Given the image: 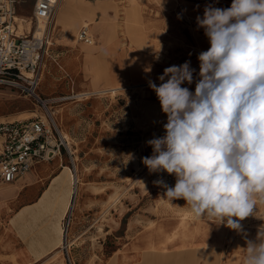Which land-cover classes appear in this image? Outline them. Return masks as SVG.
Segmentation results:
<instances>
[{"label": "rangeland", "instance_id": "374dc122", "mask_svg": "<svg viewBox=\"0 0 264 264\" xmlns=\"http://www.w3.org/2000/svg\"><path fill=\"white\" fill-rule=\"evenodd\" d=\"M34 3L17 0L16 15L30 16ZM231 3L62 0L57 7L54 45L41 65L38 94L49 100L77 168L65 148L51 167L69 172L64 168L69 166L76 177L81 172L76 208L98 192L103 210L101 221L92 227L90 218L77 219L71 209L67 251L72 264H244L246 240L256 238L264 219L251 215L240 221V231L207 222L195 217L183 199L160 202L164 193L153 186L160 173L148 172L146 182L142 177L148 171L142 158L152 155L146 142L164 135L167 120L148 82L159 85L166 67L190 61L193 83L182 86L194 92L198 54L210 46L196 18L203 16L206 5L228 8ZM61 9L67 11L58 23ZM70 15L77 19L74 39L65 34ZM85 23L94 36L91 45L78 38ZM34 111L46 114L35 99L0 88V119L25 118ZM179 209L189 211V223L182 224ZM253 212L264 217V203ZM61 232L65 238L64 226ZM54 256L47 264H69L63 247ZM5 258L0 255V264H11ZM12 264L24 263L13 258Z\"/></svg>", "mask_w": 264, "mask_h": 264}, {"label": "clouds", "instance_id": "9594fccd", "mask_svg": "<svg viewBox=\"0 0 264 264\" xmlns=\"http://www.w3.org/2000/svg\"><path fill=\"white\" fill-rule=\"evenodd\" d=\"M197 26L209 48L198 54L195 90L190 61L149 81L166 115L164 135L146 143L150 173L166 172L162 198L183 199L195 217L240 231V221L264 203V0L206 5ZM235 218V219H234ZM244 264H264V225L246 240Z\"/></svg>", "mask_w": 264, "mask_h": 264}, {"label": "built area", "instance_id": "2783aa9c", "mask_svg": "<svg viewBox=\"0 0 264 264\" xmlns=\"http://www.w3.org/2000/svg\"><path fill=\"white\" fill-rule=\"evenodd\" d=\"M59 1L35 0L32 14L25 18L30 28L26 27L27 32L21 34L18 33L19 25L15 20L17 0H0V88L17 90L43 106L44 99L38 94L42 79L40 70L46 54L54 45L55 12ZM41 24H44V29L39 35L37 29ZM78 38L87 45L94 41L87 25L81 27ZM62 148L70 154L75 169L73 154L65 144L55 119L48 113L35 114L27 119H0V187L15 182L37 165L52 161L62 154ZM157 180H163L168 186L175 184L173 175H156L154 189L163 193L164 187L154 183ZM70 221L71 215L64 224L63 248L68 263L72 264L67 251Z\"/></svg>", "mask_w": 264, "mask_h": 264}, {"label": "crops", "instance_id": "0c3cea01", "mask_svg": "<svg viewBox=\"0 0 264 264\" xmlns=\"http://www.w3.org/2000/svg\"><path fill=\"white\" fill-rule=\"evenodd\" d=\"M101 195L92 193L95 199L90 203L75 205L72 216L83 221L90 218L92 227H97L103 214L98 202ZM71 202L70 173L54 172L51 161L0 187V255L11 264L13 258L24 264L51 263L63 247L61 229Z\"/></svg>", "mask_w": 264, "mask_h": 264}, {"label": "bare ground", "instance_id": "6f19581e", "mask_svg": "<svg viewBox=\"0 0 264 264\" xmlns=\"http://www.w3.org/2000/svg\"><path fill=\"white\" fill-rule=\"evenodd\" d=\"M61 1L62 0H60L59 1V3H58V5H57V7L60 5V3H61ZM101 8H103V6L101 7ZM56 10H57V8H56ZM66 11L67 10H64V9H61L59 12H58V23H60L61 21H62V19H63V16H64V14L66 13ZM79 16H80V18L81 17H84V16H82V14L83 13H80V12H78L77 13ZM55 16H56V12H55ZM16 22L18 23V25H19V28H18V33H26L27 31L25 30L26 29V27L29 29L30 28V23L27 21V19H25V18H23V17H19V16H16ZM76 22H77V19L76 18H74V16L73 15H70V17L66 20V23H67V26H68V28H70V29H68V30H66V32H65V34L68 36V37H71V38H75V32H74V28H75V24H76ZM85 25H87V23H85ZM88 26V25H87ZM44 29V24H41L39 27H38V29H37V33L40 35L41 34V32H42V30ZM114 89V88H113ZM112 91H114V90H112ZM115 92V91H114ZM48 102H49V100H43V103L45 104L44 105V108H45V110H46V113H48V114H50L53 118H54V113L51 111L52 110V107H50V106H48L47 104H48ZM35 112V111H34ZM35 114H36V112L34 113V115H32V116H35ZM31 116V113H29V116L28 117H25V118H20V117H14V118H9V119H27V118H30V117H32ZM165 116L166 115H163L162 116V118H165ZM162 118H160V119H162ZM55 119V118H54ZM75 165H76V163H75ZM67 170H69V173H70V177H71V180H72V197L74 198V195H75V193L77 194L78 193V179L80 178V173L81 172H78L77 171V173H78V176L79 177H76V175L74 174L75 172H74V170L72 169V168H70L69 166H66L65 167ZM76 168H77V165H76ZM149 172V170L147 171V172H145V174L142 176V177H144V182H146L147 181V178H148V176H147V173ZM158 173H166V172H158ZM68 175V174H67ZM66 175V176H67ZM78 178V179H77ZM80 180V179H79ZM77 183V184H76ZM76 184V185H75ZM163 197V196H162ZM161 197V199H160V202L162 203V204H165V203H167L166 202V200L164 199V198H162ZM75 198H76V195H75ZM74 205H75V203L73 204V202H71L70 203V205H69V213H70V211H71V209L74 207ZM179 212H182V219H181V221H182V224H187V223H189L190 221H189V219L188 218H190L191 217V215H190V213H189V211L188 210H184V209H179L178 210ZM61 231H62V229H61ZM61 234H62V245H64L65 244V238H64V236H63V232H61ZM71 242H72V240H71ZM50 256V255H49Z\"/></svg>", "mask_w": 264, "mask_h": 264}]
</instances>
